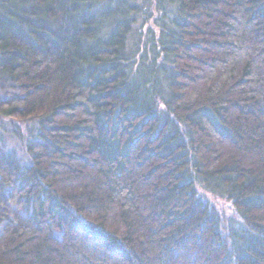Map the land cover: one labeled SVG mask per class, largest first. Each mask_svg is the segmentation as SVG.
I'll use <instances>...</instances> for the list:
<instances>
[{"label":"trees","instance_id":"trees-1","mask_svg":"<svg viewBox=\"0 0 264 264\" xmlns=\"http://www.w3.org/2000/svg\"><path fill=\"white\" fill-rule=\"evenodd\" d=\"M0 215V264H264V0H0Z\"/></svg>","mask_w":264,"mask_h":264},{"label":"rangeland","instance_id":"rangeland-1","mask_svg":"<svg viewBox=\"0 0 264 264\" xmlns=\"http://www.w3.org/2000/svg\"><path fill=\"white\" fill-rule=\"evenodd\" d=\"M4 214H5L4 222L6 223L7 226H14L16 224H22L26 222L28 219V216L26 215V213L23 212V210L21 209L18 203L10 207L7 211L4 212ZM1 237H2V234H1V227H0V239Z\"/></svg>","mask_w":264,"mask_h":264}]
</instances>
